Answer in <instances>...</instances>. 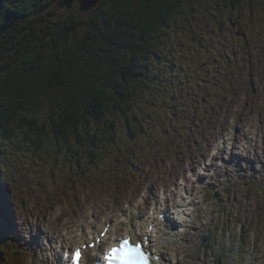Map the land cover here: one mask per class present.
Instances as JSON below:
<instances>
[{
	"label": "trees",
	"instance_id": "16d2710c",
	"mask_svg": "<svg viewBox=\"0 0 264 264\" xmlns=\"http://www.w3.org/2000/svg\"><path fill=\"white\" fill-rule=\"evenodd\" d=\"M56 1L0 0V131L16 128L39 145L56 137L83 146L94 125L104 122L112 130L119 111L130 113L141 104L146 90L139 88L150 85L157 67L169 71L158 66L164 58L161 34L188 31L187 15L198 11V0H104L89 18L77 7L58 12ZM201 2L231 22L244 21L236 11L244 0ZM259 10L263 16L264 5ZM202 17L222 22L206 9ZM183 38L174 37L173 50ZM170 62L173 72L178 63ZM145 115L154 125L156 117Z\"/></svg>",
	"mask_w": 264,
	"mask_h": 264
},
{
	"label": "rangeland",
	"instance_id": "374dc122",
	"mask_svg": "<svg viewBox=\"0 0 264 264\" xmlns=\"http://www.w3.org/2000/svg\"><path fill=\"white\" fill-rule=\"evenodd\" d=\"M245 1H246V3H245ZM252 5H254L255 7ZM261 5H264V0H244L243 4H237L236 11L242 12V17L244 19L243 23L258 22V24H259V23L264 22V15L262 16L263 12L259 10ZM227 8L231 9L229 5L227 6ZM231 11H232V13H234L235 9H233V10L231 9ZM199 15H200V13H197V12H195L193 14L188 13L187 20L190 21L192 19H195ZM212 15L221 16V20H223V22H231L229 17L223 16V12H220V11L216 12L215 10H213ZM202 19H203V17L201 16L200 21H202ZM201 23H204L205 25H199L198 22H194V25L199 26L198 30H196L197 37L195 40V45L199 50H201L203 52H211L212 48H213L212 40L214 39L213 36L216 34V31H217L216 30L217 24H216V22H201ZM247 27L252 32V35H255V33L253 32L254 27L251 25H248ZM185 34H186V30L182 31L181 29H173V28L169 29L167 34H165V33L161 34V37H160V39L162 40L161 51L164 54L163 55L164 57L168 56V53L172 52V50L174 49V37L180 36V35L185 37ZM237 34L239 35L238 38H242L241 42L235 41L238 38L234 37L233 34H230L229 32L227 33V37L225 38V41L230 40V37H232V41L234 42V44H238L242 47H247L250 50L251 56L252 55L256 56V54L257 55H263L264 54V35H262L261 33H259L255 37L250 36V35H246L243 32L242 28H240L237 31ZM261 53H263V54H261ZM220 54L222 57H225L226 49L224 47L221 48V50L219 51V53L217 55H220ZM228 58H229V56L225 57L226 60ZM183 61H184V59H183ZM208 61L209 60L206 56H202L198 61L194 62L195 65H194V68L192 69L193 72L191 71L192 72L191 73L192 87L190 90L197 91V92L202 91L204 84L198 85L195 83L197 80V76L200 75L199 72L202 70V68H201V65L203 64L202 62L205 63ZM226 62L230 63V59H228ZM219 63H220V60H219ZM161 66L171 67V62L170 61L169 62H161ZM183 66H184V62H183ZM199 68H200V70H199ZM236 68H237V66H235L233 68V70H235ZM184 71H185V69H184ZM214 71H212V74H209L210 76L208 75L207 77H205L204 80L208 81L209 79H211L214 76V74L216 73V68L214 69ZM197 72H198V74H197ZM239 75H240L239 72H237L236 75L232 79L233 80L232 90H234V86L236 87V85H237V79L239 78ZM260 78H262V76L260 77L258 75V77L255 79V84H257L259 82L260 86L264 87V81H263L264 79L261 80ZM202 80H203V75H202ZM240 93H241L240 90L237 89L231 97V98H234L237 95V97L235 98L237 105L226 116V117H229L231 119L225 117L224 121L217 122L216 125L208 124L206 121L203 120V121H201L202 125H201L198 133H200V135H202V136H205L206 131H212L213 130V131H215V133H220V131H222V129H224L226 127H230L231 128L230 131H232V134H233V132L236 134L234 142L240 141L241 144H243L245 146L248 145V147H250V149H251L250 153H251L252 159L255 160V164H254V171L255 172H253V173H256V175H259V172L257 171V168H256L257 162L260 159L259 153H261V159H262L261 164L264 166V146L261 145L262 142H264V112L263 111L260 112L259 106L254 107L253 99H255L254 98L256 96L255 94H253L251 97L249 94L239 95ZM261 95L262 96L257 95L256 97H257V99L264 101V92L261 93ZM195 99H197V98H195ZM142 102H143V99H141V103ZM229 115H231L232 117H230ZM242 121H245V123L249 127L252 128L251 129L252 134H243L242 136L240 135V132L238 130V126ZM120 127H121V124L119 123V127L116 129H120ZM234 128H235V130H234ZM115 131H116V134L119 132L118 130H115ZM208 135H210V134H208ZM154 138L155 137H153V139ZM152 142H154V140H152ZM202 144L206 145V143H204V142ZM260 145H261V147H260ZM259 147H260V149H259ZM235 152H237V150L232 151V153H234V154H235ZM104 155L108 156V157L106 160L99 162V168L97 171L98 176L100 178H105V177H111L112 178L113 176L116 179L122 178V174H117L114 172L115 168H117V169L122 168L120 166L112 164L115 156L109 155L107 152ZM193 155L199 157V151L196 148V146L194 145V143L191 145V148H190L188 154L186 156H184V158L187 161L189 158L194 157ZM225 162L227 163V162H229V160L226 159ZM235 164H237V163H234V165ZM214 166H215V164H214ZM242 168H243L242 166H239L236 168L237 169V170H235L236 179L233 182H230V173L229 172H226L221 176L220 171L217 170V171H215V173H212L213 175L212 174L209 175V177H214L216 175L218 177L219 183H224V185H226V186L233 187L234 191L229 193V191L227 189L225 191V194L222 193L224 195H221L220 192L222 189H218V186H216V185L211 187V189L213 188L212 191L215 190L216 192L219 193V195L217 196L218 199L216 200V203L215 202H212V204L210 203V206H209L210 210L208 211V213H207L208 217L206 218V222L209 223V225L207 227H209L211 229L210 230V241H212L211 242L212 246H211V250L210 251L208 250L210 252V260H209L208 255L204 254L202 250L195 249L194 251H196L198 253L197 254V260H195V262L197 264H209V263L210 264H240L236 254L230 250H236V251L238 250V252L241 250H244L241 253L243 258H245L247 252H248V256L252 253H258L256 260H254V263H250V264H261V263H259V260H260L259 255L261 256V258L263 260L262 246H264V237H263L264 229L263 228L261 229L258 226V218L260 216V207H259L260 205L259 204H261V200H260L261 196L256 193V190L254 187H252V189L250 188V190H248L246 192L241 191L242 187L244 185H247L248 182L251 180L247 176L246 172H242V174H239V173H241ZM209 169H211V167H208V170ZM248 169L253 170L252 166H248ZM217 172H219V173H217ZM232 174L234 175V173H232ZM263 180H264V178H263ZM92 186H94L96 189V190H94V195H98L100 197V199H102V200L109 201L108 196L115 194V193L108 192L107 189L104 187L103 182H96V184L92 185ZM149 194H151V193L147 194V196H146L147 202L145 203V205L150 203V201L148 199ZM90 196L92 197V194H90ZM226 197H228V204L226 203V200H224V198H226ZM83 205L84 204L80 203L77 206L83 207ZM221 205H224L226 208H228V212L223 213L222 211L226 208L224 206H221ZM203 210L204 209H202V212H203ZM143 211H144V209H143ZM203 213H205V210ZM226 213H227V215H226ZM227 220H228V222H227ZM229 221H231V222H229ZM82 227L86 228L87 224L83 223ZM252 230H254V233L252 232ZM118 231L122 232V231H124V229H121V230L118 229ZM250 231H251V233H250ZM239 233H241V235H242V239H241L242 244L241 245L239 244V235H240ZM202 246H204L205 248H208L210 246V244L207 247L202 242L198 247H202ZM173 247H175V246H173ZM169 250H170V247L168 246L167 251H169ZM222 256H223V259H222ZM189 257L191 258V255H189ZM245 264H249V263L246 261Z\"/></svg>",
	"mask_w": 264,
	"mask_h": 264
},
{
	"label": "snow or ice",
	"instance_id": "6c2138e0",
	"mask_svg": "<svg viewBox=\"0 0 264 264\" xmlns=\"http://www.w3.org/2000/svg\"><path fill=\"white\" fill-rule=\"evenodd\" d=\"M123 253L124 255H118ZM68 254H65L67 258ZM80 250L77 249L73 254V264H79ZM113 258L122 259L123 264H148V257L137 247H131L128 241H124V244L121 248H113L108 255V259L112 260Z\"/></svg>",
	"mask_w": 264,
	"mask_h": 264
},
{
	"label": "bare ground",
	"instance_id": "6f19581e",
	"mask_svg": "<svg viewBox=\"0 0 264 264\" xmlns=\"http://www.w3.org/2000/svg\"><path fill=\"white\" fill-rule=\"evenodd\" d=\"M100 7V6H99ZM234 29V28H233ZM236 38H238V37H236ZM229 39V38H228ZM232 39V37H230V40ZM241 40H242V38H238V39H236L235 41H237V42H241ZM227 41V40H226ZM234 43V42H233ZM253 46V45H252ZM254 47V46H253ZM257 47V46H256ZM260 48V47H259ZM253 49V48H252ZM224 50V49H223ZM255 50V49H254ZM261 50V49H260ZM257 51V50H256ZM252 52V51H251ZM258 53V52H257ZM254 54V53H253ZM261 54H263V53H261ZM257 55V54H256ZM252 56H254V55H252ZM229 59V58H228ZM227 59V60H228ZM226 60V59H225ZM226 60V61H227ZM205 61V60H204ZM202 63H204V62H202ZM198 64V63H197ZM201 64V63H200ZM195 65V64H194ZM197 69V68H196ZM195 70V69H194ZM198 70V69H197ZM199 70H200V68H199ZM192 72H193V70H192ZM191 72V73H192ZM215 72V71H214ZM197 74H198V72H197ZM199 74H200V72H199ZM210 76V75H209ZM195 77V76H194ZM193 77V78H194ZM198 77V76H197ZM258 77V76H257ZM261 77V76H260ZM195 79V78H194ZM259 79V78H258ZM204 80V79H203ZM197 81V80H196ZM264 81V80H263ZM195 82V81H194ZM234 89H235V86H234ZM238 92V91H237ZM236 95V94H235ZM234 95V96H235ZM237 97V96H236ZM256 97V96H255ZM254 97V98H255ZM238 99V98H237ZM240 100V99H239ZM233 110V109H232ZM233 112V111H232ZM230 113V112H229ZM230 117H232L231 115H229ZM226 118H229V117H226ZM234 118V117H233ZM229 119H231V118H229ZM236 135V134H235ZM153 137H155V136H153ZM154 140V139H153ZM235 141V140H234ZM247 145V144H246ZM248 146V145H247ZM194 156V155H193ZM189 158V157H188ZM241 168V167H240ZM240 170V169H239ZM217 173H219V172H217ZM253 173V172H252ZM213 175V174H212ZM218 175V174H217ZM248 178V177H247ZM213 189V188H212ZM252 189V188H251ZM219 191V190H218ZM219 194V193H218ZM260 197V196H259ZM258 197V198H259ZM261 198V197H260ZM218 199V198H217ZM225 200V199H224ZM225 204V203H224ZM221 206H224V205H221ZM229 206V205H228ZM225 207V206H224ZM231 207V206H230ZM226 208V207H225ZM222 210V209H221ZM226 212H228V211H226ZM222 213V212H221ZM230 213V212H229ZM223 215V214H222ZM221 215V216H222ZM226 215H227V213H226ZM229 215V214H228ZM169 216H170V214H169ZM219 216V215H218ZM230 217V216H229ZM170 218H172V216L170 217ZM222 218V217H221ZM225 219V218H224ZM169 221H172V219L171 220H169ZM232 221V220H231ZM231 221H229V222H231ZM244 221V220H243ZM220 222V221H219ZM227 222H228V220H227ZM218 223V222H217ZM219 224V223H218ZM220 225V224H219ZM229 225V224H228ZM242 225V224H241ZM244 225V224H243ZM248 226V225H247ZM240 227V226H239ZM242 228V227H241ZM248 228V227H247ZM82 230H83V228H81ZM81 229H78V230H76V232H80L81 231ZM245 229V228H244ZM157 230H158V234L160 235V233H159V231H160V229H158L157 228ZM251 230V229H250ZM92 233V232H91ZM91 233H88V234H91ZM242 233V232H241ZM250 233H251V231H250ZM82 234H86V233H82ZM142 234V233H141ZM153 233H148V231H145V235L146 236H148L149 237V235H152ZM170 234V230L163 236L164 237V240H159L158 239V242H157V244H155L153 247H154V249H155V251L161 256V259H160V261H159V264H179L178 263V258H177V255L176 254H173V257H174V259H175V261L174 262H168L167 261V256H166V254H165V252L164 251H167V248H168V246H170L169 244H167V239L165 238L167 235H169ZM240 234V233H239ZM172 236L174 237V240H177L176 238H177V234H175V233H173L172 234ZM161 237V236H160ZM150 238V237H149ZM36 239H38V236H36ZM53 248V247H52ZM55 248V247H54ZM54 250V249H53ZM254 251V250H253ZM55 252V255L53 254L52 256H54V258L55 259H57V252L56 251H54ZM252 253V252H251ZM251 255V254H250ZM57 262V261H56ZM59 262H61V261H59ZM51 264H55V262H52Z\"/></svg>",
	"mask_w": 264,
	"mask_h": 264
},
{
	"label": "water",
	"instance_id": "95a60500",
	"mask_svg": "<svg viewBox=\"0 0 264 264\" xmlns=\"http://www.w3.org/2000/svg\"><path fill=\"white\" fill-rule=\"evenodd\" d=\"M104 0H57L55 8L63 12L71 10L74 5L79 7L78 12L89 18L90 14L96 11Z\"/></svg>",
	"mask_w": 264,
	"mask_h": 264
}]
</instances>
